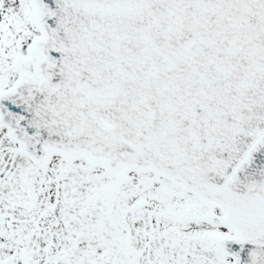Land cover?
<instances>
[{
  "label": "snow or ice",
  "instance_id": "1",
  "mask_svg": "<svg viewBox=\"0 0 264 264\" xmlns=\"http://www.w3.org/2000/svg\"><path fill=\"white\" fill-rule=\"evenodd\" d=\"M0 264H264V0H0Z\"/></svg>",
  "mask_w": 264,
  "mask_h": 264
}]
</instances>
